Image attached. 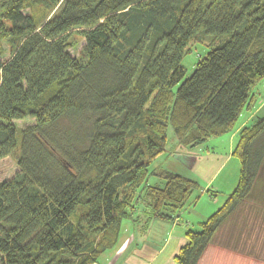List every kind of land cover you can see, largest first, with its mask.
<instances>
[{
	"label": "trees",
	"instance_id": "1",
	"mask_svg": "<svg viewBox=\"0 0 264 264\" xmlns=\"http://www.w3.org/2000/svg\"><path fill=\"white\" fill-rule=\"evenodd\" d=\"M196 42L207 51L187 74ZM263 78L264 0H0V158L17 151L19 167L0 181V264H94L124 219L178 220L199 182L161 170L147 184L168 127L191 149L234 131ZM238 136L237 186L186 230L177 264H198L232 214L264 202V116Z\"/></svg>",
	"mask_w": 264,
	"mask_h": 264
},
{
	"label": "rangeland",
	"instance_id": "2",
	"mask_svg": "<svg viewBox=\"0 0 264 264\" xmlns=\"http://www.w3.org/2000/svg\"><path fill=\"white\" fill-rule=\"evenodd\" d=\"M73 38H75V45L69 47L68 52L75 57H81L85 38L80 34H76ZM2 45L5 53L1 57V60L5 61L11 57L12 50L7 41L3 40ZM190 46L192 51L186 53L181 62L185 66L187 74L192 73L200 54L204 55L207 51L202 43H191ZM261 84H264V78ZM245 112L247 111L243 112L244 114L239 118L235 127H238L244 120ZM255 119L256 117L249 124L253 123ZM15 122L18 126L22 127L34 122V119L25 118L23 120H16ZM232 132L222 136L211 137L191 149L179 145L173 128L170 125L168 127L166 149L154 159L150 166L151 173L147 180V184L150 185H162L164 183L158 175V172L161 170L174 171L196 179L199 182L200 189L193 193L186 207L182 210V215L188 219L189 223L192 222L191 228L193 229H199L198 221L201 218L198 220L190 212H199L205 214L206 217L215 212L224 203L227 196L236 188L241 165L239 157L230 154V160L227 161L224 169L218 173L212 182H208V177L201 173L200 168H192L193 166L188 162L189 158L186 157V154L189 155V151L198 150L200 152H217L224 157L228 152L231 153L233 151L238 142L239 136L237 133L232 140V147L230 148L229 136ZM18 169L17 151L0 158V181L11 178ZM137 207L135 215L143 214L141 210H144L146 205L143 202H139ZM141 218H144V216L142 215ZM157 222L155 224H160L161 228L153 227L154 229L147 237H149V240L159 244L167 237V230L163 227V224L169 223L164 221ZM132 223L136 224L137 222L135 223L130 219L123 220L122 235L126 228L132 229ZM136 229L137 231L140 230L137 224ZM138 234L140 235V233ZM142 237H145V235H142ZM208 261L207 264H264V202L261 203L257 200L247 201L223 223L210 243Z\"/></svg>",
	"mask_w": 264,
	"mask_h": 264
},
{
	"label": "crops",
	"instance_id": "3",
	"mask_svg": "<svg viewBox=\"0 0 264 264\" xmlns=\"http://www.w3.org/2000/svg\"><path fill=\"white\" fill-rule=\"evenodd\" d=\"M262 80L256 88V103L254 108L245 112L246 114L244 116V120L238 127H235V130L229 136L230 148L232 147V140L234 136L237 133L239 135V131L245 125H248L250 121H253L254 117L257 118L264 116V84L260 85ZM230 154L233 155V151L231 153L228 152L224 157H222V155L217 152L212 153L210 151L200 152L198 150H192L189 151V155L186 154V157L189 158L188 162L192 164L193 169L200 168L201 173L208 177V182H212L218 173L224 169L227 161L230 160ZM191 158L193 159L192 161ZM190 213L198 218V220L201 218L198 221V224L201 220L206 218L205 214L199 212ZM182 214L183 211L179 215L178 220H174L172 222L164 221L169 223L163 224V227L167 230V237H165V239L163 238L164 241L159 244L149 240L147 235L152 232L154 229L153 227L161 228L160 224L155 223L163 220L153 221L147 231L143 230L144 223H136L140 227L139 231L136 229V224L132 223V229L126 228L123 235L120 233L121 237L119 239V243H117L113 248L102 253L94 264H177L175 256L178 254L179 249L188 242L185 232L192 226V222L189 223L188 219ZM138 233H140L141 236ZM142 235H145V237H142ZM122 238L124 239L122 240ZM209 248L210 244L198 264H207V262H209Z\"/></svg>",
	"mask_w": 264,
	"mask_h": 264
}]
</instances>
